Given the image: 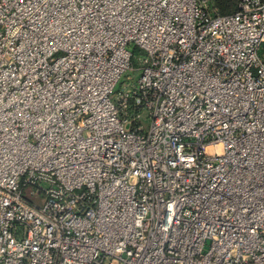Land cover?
I'll use <instances>...</instances> for the list:
<instances>
[{"label":"built area","instance_id":"obj_1","mask_svg":"<svg viewBox=\"0 0 264 264\" xmlns=\"http://www.w3.org/2000/svg\"><path fill=\"white\" fill-rule=\"evenodd\" d=\"M0 264H264V0H0Z\"/></svg>","mask_w":264,"mask_h":264},{"label":"trees","instance_id":"obj_2","mask_svg":"<svg viewBox=\"0 0 264 264\" xmlns=\"http://www.w3.org/2000/svg\"><path fill=\"white\" fill-rule=\"evenodd\" d=\"M214 1L221 14L233 13L237 9L239 2V0H214ZM133 51L136 54V56L133 57V63L134 65L138 66L139 64L137 57L142 53V50L138 46H133ZM132 104L133 103L131 101V106L129 107L130 113L134 112V106Z\"/></svg>","mask_w":264,"mask_h":264},{"label":"rangeland","instance_id":"obj_3","mask_svg":"<svg viewBox=\"0 0 264 264\" xmlns=\"http://www.w3.org/2000/svg\"><path fill=\"white\" fill-rule=\"evenodd\" d=\"M124 79L126 80V76L124 77ZM122 86L123 84L121 83L118 86V89H122ZM24 195L37 206H43L46 199L45 195L35 190L32 185L26 188Z\"/></svg>","mask_w":264,"mask_h":264}]
</instances>
